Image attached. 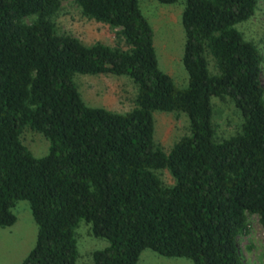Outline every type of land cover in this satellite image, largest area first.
<instances>
[{
  "label": "trees",
  "instance_id": "trees-1",
  "mask_svg": "<svg viewBox=\"0 0 264 264\" xmlns=\"http://www.w3.org/2000/svg\"><path fill=\"white\" fill-rule=\"evenodd\" d=\"M60 1L0 0V227L13 223L18 199L36 224L19 264H74L80 219L107 241L91 251L92 264H138L144 248L193 264H243L246 216L264 230V86L262 55L234 24L257 0H183V87L158 68L137 0H72L82 16L116 28L125 48L58 31ZM76 72L129 77L134 105H87ZM212 96L228 98L240 117L221 138ZM154 110L187 118L167 151L154 141ZM26 124L47 138L44 155L21 143Z\"/></svg>",
  "mask_w": 264,
  "mask_h": 264
},
{
  "label": "rangeland",
  "instance_id": "rangeland-1",
  "mask_svg": "<svg viewBox=\"0 0 264 264\" xmlns=\"http://www.w3.org/2000/svg\"><path fill=\"white\" fill-rule=\"evenodd\" d=\"M141 13L152 29V44L158 68L167 73L178 87L186 85L187 75L181 62L184 32L180 21L183 0L160 3L157 0H137ZM58 31L69 33L85 43L101 41L109 45H126L116 35V28L106 23L88 19L79 13L72 0H61L60 8L53 16ZM234 27L246 39L253 41L261 55L260 80L264 86V0H257L253 14ZM208 69L212 71L211 58L208 56ZM74 84L87 105L104 106L116 111H125L134 105L136 84L122 74L74 73ZM213 106V126L215 136L221 138L235 132L240 117L228 98H210ZM154 141L167 151L181 135L187 133V118L183 113L174 111L152 112ZM19 139L33 156L47 152L48 140L40 132L26 124L22 127ZM165 184L172 183L166 168L156 171ZM15 219L12 224L0 227V264H19L31 249L35 239L36 224L30 213L28 201L18 199L10 207ZM247 227L237 235V244L243 264H264V230L256 214L246 216ZM76 258L74 264H92L91 251L107 244L103 237L89 233V224L78 220L74 227ZM138 264H193L185 257H166L144 248L140 251Z\"/></svg>",
  "mask_w": 264,
  "mask_h": 264
}]
</instances>
